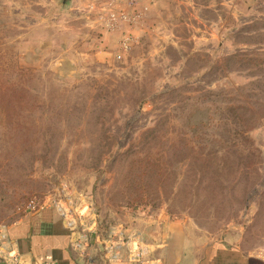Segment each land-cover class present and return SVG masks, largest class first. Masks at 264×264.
I'll use <instances>...</instances> for the list:
<instances>
[{
  "label": "rangeland",
  "instance_id": "374dc122",
  "mask_svg": "<svg viewBox=\"0 0 264 264\" xmlns=\"http://www.w3.org/2000/svg\"><path fill=\"white\" fill-rule=\"evenodd\" d=\"M48 199L93 264L144 218L264 252V0H0V224Z\"/></svg>",
  "mask_w": 264,
  "mask_h": 264
},
{
  "label": "crops",
  "instance_id": "0c3cea01",
  "mask_svg": "<svg viewBox=\"0 0 264 264\" xmlns=\"http://www.w3.org/2000/svg\"><path fill=\"white\" fill-rule=\"evenodd\" d=\"M136 228L127 235L116 233L105 243L104 252L110 248L113 257L107 264H264V252H245L235 244L208 239L195 224L181 219L144 218ZM6 234L27 264L94 262L88 246L86 257L73 248V236L53 206L27 212L6 225ZM138 247L144 254L132 260ZM0 264L7 263L0 259Z\"/></svg>",
  "mask_w": 264,
  "mask_h": 264
},
{
  "label": "built area",
  "instance_id": "2783aa9c",
  "mask_svg": "<svg viewBox=\"0 0 264 264\" xmlns=\"http://www.w3.org/2000/svg\"><path fill=\"white\" fill-rule=\"evenodd\" d=\"M126 1L128 2L129 7L131 8H133L137 4V0H126ZM112 16L113 17H111V20L114 19L115 23L114 24L110 23V24H113V27H118L119 22L117 21L121 19H124V20L128 19V20H131L133 23L137 21V18L139 17V13L137 11L136 12L132 11L129 13L122 11V12H119L117 15L113 13ZM108 26L110 25L108 24ZM127 40H128V37H126L122 43L123 49H126L128 47ZM51 201L52 200L48 199L41 205V207L51 206ZM32 204L33 202H31L28 206V208L31 209V211L35 210V206ZM64 204H66V202H64ZM52 206L55 207L59 211L62 219L64 220L66 226L68 227V229L70 230L73 236L71 245L81 256L86 257L85 251L88 246V237L85 234L81 233L76 228V223L72 219V215H71L72 212L70 211L69 208L65 207V205H63L60 202H55ZM80 209H83V207H81ZM80 215H83V214L80 213ZM106 250L104 252L105 253L104 261L107 264L108 263L107 261H110L111 259H113V257L109 255L111 249L107 248ZM143 254H144L143 249L138 247L135 251V254L132 256V260L140 259L143 256ZM0 259L6 262L7 264H27L21 260L19 254L13 249V247L9 245V240L6 234V225L4 224H0ZM86 261H87L86 262L87 264H93L91 261L87 259ZM44 264H53V263L46 262Z\"/></svg>",
  "mask_w": 264,
  "mask_h": 264
}]
</instances>
